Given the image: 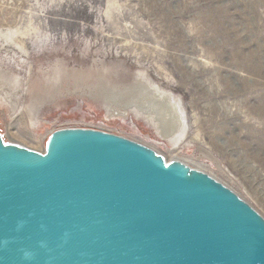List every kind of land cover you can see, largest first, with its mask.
Listing matches in <instances>:
<instances>
[{
	"label": "rangeland",
	"instance_id": "1",
	"mask_svg": "<svg viewBox=\"0 0 264 264\" xmlns=\"http://www.w3.org/2000/svg\"><path fill=\"white\" fill-rule=\"evenodd\" d=\"M7 29L18 44L0 37L6 142L43 152L60 129L121 136L208 174L264 218V0H0ZM135 80L179 104L185 142L119 114L141 98Z\"/></svg>",
	"mask_w": 264,
	"mask_h": 264
},
{
	"label": "water",
	"instance_id": "2",
	"mask_svg": "<svg viewBox=\"0 0 264 264\" xmlns=\"http://www.w3.org/2000/svg\"><path fill=\"white\" fill-rule=\"evenodd\" d=\"M0 264H264V218L179 160L92 129L0 133Z\"/></svg>",
	"mask_w": 264,
	"mask_h": 264
},
{
	"label": "bare ground",
	"instance_id": "3",
	"mask_svg": "<svg viewBox=\"0 0 264 264\" xmlns=\"http://www.w3.org/2000/svg\"><path fill=\"white\" fill-rule=\"evenodd\" d=\"M16 34L17 32L12 31L10 29L3 30L2 33L0 31V37L2 39V42L3 43L10 42L14 44L15 46H17L18 44L15 41ZM53 78L54 80L52 81L55 84V86H54V91L49 92L51 93V95L57 91V88H58L57 86L62 82V77L60 74ZM1 79L2 78H0V80ZM5 84L6 86H4ZM8 85L9 83L7 82L6 83L3 82L2 84H0V99H2V102L4 101V104L6 103L7 105L11 106L12 103H10L9 100H10V97H12L11 96L12 92H11V95L8 94V91H7L9 90ZM136 85L142 86V90L138 91V94L141 98L130 100V101L128 100L127 102L125 101L122 104L121 111H119V114L126 115L129 113V111L133 112L134 114L139 113L143 116L145 120H147L148 124H151L154 127V129L156 130V133L161 137V139L165 141L166 140L169 141L173 146L174 144L178 142V140H183V142H185L187 140V133H186L187 126H186V123L184 122L183 112H182L183 110L179 106V104L177 102L171 103L173 101H170V98L168 97V95L155 92L154 90L149 88L148 84L144 82H141L138 80L136 82ZM140 91H142L143 93L141 94ZM112 92L114 91H111V94ZM105 98H106L105 101L107 102L108 101L107 99H109L108 96H106ZM41 102L42 101H40V103ZM116 111L118 110L116 109ZM28 116L30 117L31 115L29 114Z\"/></svg>",
	"mask_w": 264,
	"mask_h": 264
}]
</instances>
